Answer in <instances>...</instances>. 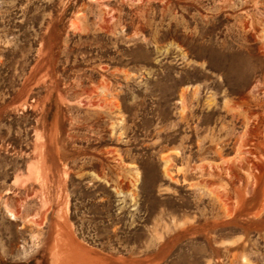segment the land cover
I'll list each match as a JSON object with an SVG mask.
<instances>
[{
  "label": "rangeland",
  "instance_id": "obj_1",
  "mask_svg": "<svg viewBox=\"0 0 264 264\" xmlns=\"http://www.w3.org/2000/svg\"><path fill=\"white\" fill-rule=\"evenodd\" d=\"M0 264H264V0H0Z\"/></svg>",
  "mask_w": 264,
  "mask_h": 264
}]
</instances>
